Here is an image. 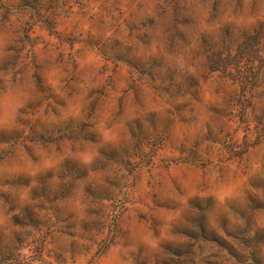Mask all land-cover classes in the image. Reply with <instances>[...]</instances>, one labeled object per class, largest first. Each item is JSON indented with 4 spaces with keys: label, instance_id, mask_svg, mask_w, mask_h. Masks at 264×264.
Returning <instances> with one entry per match:
<instances>
[{
    "label": "clouds",
    "instance_id": "9594fccd",
    "mask_svg": "<svg viewBox=\"0 0 264 264\" xmlns=\"http://www.w3.org/2000/svg\"><path fill=\"white\" fill-rule=\"evenodd\" d=\"M0 264H264V0H0Z\"/></svg>",
    "mask_w": 264,
    "mask_h": 264
},
{
    "label": "rangeland",
    "instance_id": "374dc122",
    "mask_svg": "<svg viewBox=\"0 0 264 264\" xmlns=\"http://www.w3.org/2000/svg\"><path fill=\"white\" fill-rule=\"evenodd\" d=\"M241 58H243V53H241ZM215 63L216 64H219L220 63V59L219 58H217V60L215 61ZM207 85L205 84V85H202V88L203 87H206Z\"/></svg>",
    "mask_w": 264,
    "mask_h": 264
}]
</instances>
